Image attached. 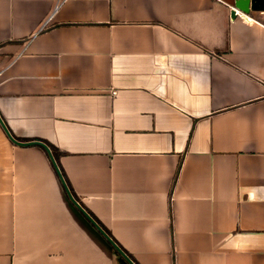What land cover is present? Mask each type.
<instances>
[{"label": "crops", "instance_id": "1", "mask_svg": "<svg viewBox=\"0 0 264 264\" xmlns=\"http://www.w3.org/2000/svg\"><path fill=\"white\" fill-rule=\"evenodd\" d=\"M234 1L0 0V113L140 264H264V17ZM0 264H133L1 123Z\"/></svg>", "mask_w": 264, "mask_h": 264}, {"label": "trees", "instance_id": "2", "mask_svg": "<svg viewBox=\"0 0 264 264\" xmlns=\"http://www.w3.org/2000/svg\"><path fill=\"white\" fill-rule=\"evenodd\" d=\"M0 123L7 132L8 136L16 143L21 144H40L44 146L47 151L49 152L55 167L63 181V184L65 186V189L67 193L69 194L70 198L73 200V202L87 215V217L91 220V222L103 233L105 238H107L116 248H118L127 258H129L133 264H140L139 261L136 259V257L129 252L125 247H123L119 241L113 236L112 232L105 226V224L90 210L88 209L82 201L79 199V196L74 191L66 173L64 172V169L60 165L59 157H60V151L52 145L51 143L44 141L42 139H24L21 137H18L14 134L13 130L5 120V118L0 113ZM178 174V172H177Z\"/></svg>", "mask_w": 264, "mask_h": 264}, {"label": "water", "instance_id": "3", "mask_svg": "<svg viewBox=\"0 0 264 264\" xmlns=\"http://www.w3.org/2000/svg\"><path fill=\"white\" fill-rule=\"evenodd\" d=\"M237 11H239L248 20H252L251 15L264 17V0H235L230 12L232 18L239 16Z\"/></svg>", "mask_w": 264, "mask_h": 264}, {"label": "built area", "instance_id": "4", "mask_svg": "<svg viewBox=\"0 0 264 264\" xmlns=\"http://www.w3.org/2000/svg\"><path fill=\"white\" fill-rule=\"evenodd\" d=\"M237 12H238L239 16H243L239 11H237Z\"/></svg>", "mask_w": 264, "mask_h": 264}]
</instances>
